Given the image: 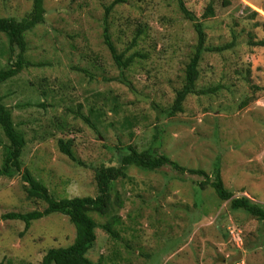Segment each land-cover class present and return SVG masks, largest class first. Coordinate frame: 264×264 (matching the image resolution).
Segmentation results:
<instances>
[{
  "label": "rangeland",
  "instance_id": "rangeland-1",
  "mask_svg": "<svg viewBox=\"0 0 264 264\" xmlns=\"http://www.w3.org/2000/svg\"><path fill=\"white\" fill-rule=\"evenodd\" d=\"M113 1L45 0V23L26 34L31 66L1 88L27 141L22 169L58 198L96 196L95 168L118 166V147L150 148L160 125L159 153L211 176L219 166L235 197L264 207V47L253 44L264 39V0H184L203 22L208 47L234 46L206 51L200 63L199 86L223 88L213 96H189L182 114L159 122V106L173 101L198 43L194 24L177 0L118 4L110 16L114 43L126 49L140 28L138 49L147 53L125 72L128 85L118 80L121 72L104 42L106 7ZM210 4L215 15L204 17ZM32 5L33 0H0V17L20 19ZM15 56L0 34V69ZM60 139L73 140L84 165L61 152ZM0 140L9 143L1 127ZM201 181L169 166L130 167L113 191L123 206L113 205L108 215L92 214L100 225L119 215L120 239L98 227L88 256L103 264H229L241 254L231 264H264V220L233 210ZM23 184L19 173L0 177V216L45 209L44 202L27 198ZM75 235L69 218L59 213L34 221L28 230L22 221L2 220L0 261L38 263L48 249L69 246Z\"/></svg>",
  "mask_w": 264,
  "mask_h": 264
},
{
  "label": "trees",
  "instance_id": "trees-1",
  "mask_svg": "<svg viewBox=\"0 0 264 264\" xmlns=\"http://www.w3.org/2000/svg\"><path fill=\"white\" fill-rule=\"evenodd\" d=\"M125 1L114 0L106 7L103 35L105 45L109 49L115 65L121 72L120 77H117L118 80L129 85L131 82L127 79L125 72L136 64L143 62L141 59H145L147 53L138 49L140 38L144 33L143 29L139 28L129 46L122 51L118 49L113 41L110 16L114 8ZM177 1L185 18L193 22L198 36V43L194 47V51L183 70L182 82L174 91L173 101L167 107L159 106L158 122L162 117L171 118L182 114L185 111V104L191 95L213 96L217 94L223 88V85L199 86L198 83L201 78L200 63L206 51L221 52L234 46V43L231 42L225 46L208 47L203 22L187 7L184 0ZM46 12L45 0H33L31 11L22 18L0 17V34L8 37L12 56H15V52L18 50L15 60L13 61L12 59L11 65L0 69V127L9 141L8 144L4 145L0 140V146L4 145V157L0 166V177H13L17 173L21 174L27 198L39 200L46 204L44 210L37 209L29 212L10 211L3 213L0 216V221H22L25 223V230H28L34 221L54 213H59L69 218L76 231L75 238L69 246L52 247L47 250L40 262L29 264H103L102 261L97 263L88 256L89 251L97 240L96 229L102 227L112 239H120V233L116 229V225L121 223V218L119 215H114L106 223L100 225L92 214L108 215L113 209V205H117L119 208L123 206L119 193H113L115 191L114 186L117 180L128 177V169L132 166L147 171H156L162 167L169 166L181 175L190 173L201 176L203 177V181L200 182V186L202 188L206 186L211 187L221 201L231 202L233 210H245L253 217L264 220V207L246 196L235 197L234 193L226 187L219 166L215 167L211 176L203 169L188 168L168 155L159 153L158 146L161 145L164 132V128L160 125H157L154 145L150 148L139 149L137 145L133 144L118 147V153H121L118 166L101 165L95 168V180L98 188L96 196L58 198L29 169H22L21 157L27 141L24 133L18 129L11 109L4 103L1 88L5 82L13 79L25 68L31 66L30 61L26 58L28 50L26 34L45 23ZM256 14V12H253V16H256ZM214 15L213 5L210 4L205 11L204 17ZM253 44L264 47V39L253 41ZM90 76L94 77V75ZM126 80H128V83ZM248 103L249 101H245L244 105ZM86 120L89 119L86 118ZM59 146L61 152L71 160H78L72 149V139H69V141L60 139ZM79 162L84 165L83 162ZM113 195L115 198H113ZM0 264H5V262L0 261Z\"/></svg>",
  "mask_w": 264,
  "mask_h": 264
},
{
  "label": "water",
  "instance_id": "water-1",
  "mask_svg": "<svg viewBox=\"0 0 264 264\" xmlns=\"http://www.w3.org/2000/svg\"><path fill=\"white\" fill-rule=\"evenodd\" d=\"M240 256H241V254H239L237 257L231 259V260L229 261V264L233 263V262H234L235 260H237Z\"/></svg>",
  "mask_w": 264,
  "mask_h": 264
}]
</instances>
